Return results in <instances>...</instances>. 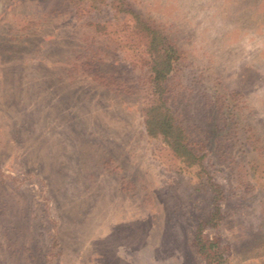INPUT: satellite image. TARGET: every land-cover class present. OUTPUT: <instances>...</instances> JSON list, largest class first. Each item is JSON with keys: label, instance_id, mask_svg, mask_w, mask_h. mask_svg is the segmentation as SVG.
<instances>
[{"label": "rangeland", "instance_id": "1", "mask_svg": "<svg viewBox=\"0 0 264 264\" xmlns=\"http://www.w3.org/2000/svg\"><path fill=\"white\" fill-rule=\"evenodd\" d=\"M121 3L201 164L147 136L132 15L0 0V264H264V0Z\"/></svg>", "mask_w": 264, "mask_h": 264}, {"label": "trees", "instance_id": "2", "mask_svg": "<svg viewBox=\"0 0 264 264\" xmlns=\"http://www.w3.org/2000/svg\"><path fill=\"white\" fill-rule=\"evenodd\" d=\"M86 4L89 10L79 7V12H94L105 7L133 16L134 29L144 44L145 51L139 62L148 73L150 100L142 110L145 131L150 139H159L167 145L172 154L182 159L187 167L200 165V157L192 148L188 135L179 125L169 106L167 82L176 70L181 52L159 29L151 26L142 17L127 8L121 0H71ZM99 32H106L107 24H92Z\"/></svg>", "mask_w": 264, "mask_h": 264}]
</instances>
